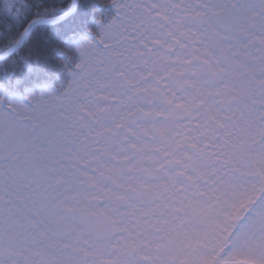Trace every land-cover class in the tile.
Masks as SVG:
<instances>
[{
    "label": "snow or ice",
    "instance_id": "snow-or-ice-1",
    "mask_svg": "<svg viewBox=\"0 0 264 264\" xmlns=\"http://www.w3.org/2000/svg\"><path fill=\"white\" fill-rule=\"evenodd\" d=\"M112 3L63 94L0 96V264H264V0Z\"/></svg>",
    "mask_w": 264,
    "mask_h": 264
},
{
    "label": "trees",
    "instance_id": "trees-1",
    "mask_svg": "<svg viewBox=\"0 0 264 264\" xmlns=\"http://www.w3.org/2000/svg\"><path fill=\"white\" fill-rule=\"evenodd\" d=\"M66 3L67 0H0V55L22 36L29 20H36L22 44L0 58L4 107L13 100L24 102L30 92L56 88L70 58L67 43L74 44L81 27L92 24L95 17L107 18L112 13L108 10L113 8L112 0H77L73 12L63 17L64 26L54 29L47 17L57 5Z\"/></svg>",
    "mask_w": 264,
    "mask_h": 264
},
{
    "label": "flooded vegetation",
    "instance_id": "flooded-vegetation-1",
    "mask_svg": "<svg viewBox=\"0 0 264 264\" xmlns=\"http://www.w3.org/2000/svg\"><path fill=\"white\" fill-rule=\"evenodd\" d=\"M249 4H251V0H248ZM112 10V11H111ZM108 11L112 12L111 15H109L107 18L104 17H95L93 19V23L89 24L87 26H83L80 29L79 32V36L78 39L75 41L74 44H71L72 46L75 45L77 46V49L79 48V46L81 44L84 43L85 40L91 41V42H98L100 36H101V32H100V24H104L107 25L109 23H111V21L117 16L118 13V9L116 11L114 4H113V8L109 9ZM108 13V12H107ZM77 57L75 58V61H68L66 62V66L64 67L65 69V73L63 76V79L61 81V83L56 87V88H49L50 90L52 89H58V92L60 94H63V92L68 88L72 77H70V74L72 75V72H77L78 68L75 66V63H79L81 60L79 51L76 53ZM75 69V70H73ZM59 87V88H58Z\"/></svg>",
    "mask_w": 264,
    "mask_h": 264
},
{
    "label": "rangeland",
    "instance_id": "rangeland-1",
    "mask_svg": "<svg viewBox=\"0 0 264 264\" xmlns=\"http://www.w3.org/2000/svg\"><path fill=\"white\" fill-rule=\"evenodd\" d=\"M114 7H115V9H116V11H117V7L114 5ZM24 34V33H23ZM28 35V34H27ZM27 35H26V38H27ZM22 36H20V38H21ZM20 38H19V40H20ZM23 42V41H22ZM22 42L20 43V45L22 44ZM70 42V41H69ZM16 44V43H15ZM14 44V45H15ZM13 45V46H14ZM19 45V46H20ZM18 46V47H19ZM12 47V46H11ZM10 47V48H11ZM17 47V48H18ZM10 48L8 49V50H10ZM16 48V49H17ZM16 49H14V50H16ZM8 50H6V51H8ZM13 50V51H14ZM67 52H68V54H69V56H70V58L68 59L67 58V60L68 61H75V58L77 57V55H76V53L78 52V49H77V46H75V45H71L70 43H67ZM5 51V52H6ZM4 53V52H3ZM10 54V53H9ZM8 54V55H9ZM7 56V55H6ZM66 62V61H65ZM76 62V61H75ZM78 63H75V66L77 65ZM73 70H75V69H73ZM72 73H75V71L74 72H72ZM70 77H72V75L70 74ZM59 88V87H58ZM34 97H36V98H39L40 96H48L49 94H54V95H61L59 92H58V89L56 90V89H52V90H50V89H45V90H42V91H40V92H38L37 94L36 93H33V92H30ZM29 95V94H28ZM28 95H27V98H26V100L24 101V102H21V101H17V100H13L11 103H13V102H20V103H25V104H28L29 106H31V102L28 100ZM5 108H7V105L5 106Z\"/></svg>",
    "mask_w": 264,
    "mask_h": 264
},
{
    "label": "water",
    "instance_id": "water-1",
    "mask_svg": "<svg viewBox=\"0 0 264 264\" xmlns=\"http://www.w3.org/2000/svg\"><path fill=\"white\" fill-rule=\"evenodd\" d=\"M76 3H77V0H75V7H76ZM75 7H74V9H75ZM70 14V13H69ZM34 23V22H33ZM33 23H32V25H33ZM31 25V26H32ZM31 28V27H30ZM30 28H29V30H30ZM29 30L27 31V32H24V34L22 35V37L20 38V43L26 38V35L28 34V32H29ZM20 43L19 44H15L14 46H12L11 48H10V50H8V51H6V52H4L3 54H1L0 55V58H2V57H4V56H6V55H8L9 53H11L14 49H16L19 45H20Z\"/></svg>",
    "mask_w": 264,
    "mask_h": 264
}]
</instances>
